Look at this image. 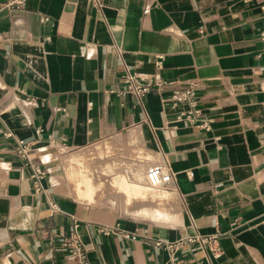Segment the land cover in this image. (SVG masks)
I'll return each instance as SVG.
<instances>
[{"label":"crops","instance_id":"0c3cea01","mask_svg":"<svg viewBox=\"0 0 264 264\" xmlns=\"http://www.w3.org/2000/svg\"><path fill=\"white\" fill-rule=\"evenodd\" d=\"M0 36V264H68V236L91 264H264V0H27L13 13L0 0ZM128 72L197 84L211 129L180 119L189 106L168 90L125 92ZM113 137L135 163L83 151ZM53 146L75 152L63 168ZM156 162L177 181L141 197ZM107 187L121 207L95 201ZM217 232V254L177 244Z\"/></svg>","mask_w":264,"mask_h":264},{"label":"built area","instance_id":"2783aa9c","mask_svg":"<svg viewBox=\"0 0 264 264\" xmlns=\"http://www.w3.org/2000/svg\"><path fill=\"white\" fill-rule=\"evenodd\" d=\"M27 4V0H5V7L10 12H16L23 9ZM3 47V40L0 36V49ZM163 57L159 56L158 67L162 69ZM123 84L125 92L131 96L141 99L153 90L163 92L168 90L170 97L165 101L172 104H185L189 106V110L179 116L180 119L186 120L190 125L196 126L203 130H210L214 122L213 119L206 118L199 108V98L197 94V84H189L180 86L177 81L166 80L160 76H139L133 73H126L123 77ZM17 155L27 158L28 164L34 172V181L38 185V189H42V179L46 174V170L40 164H32L28 154V144L20 141L17 146ZM146 180L148 186L152 188H166L175 185L176 177L172 172L170 166L163 162H156L150 165L146 170ZM222 234L217 232L212 236L195 237L182 240L177 244L192 243L195 241L201 244H209L210 249L214 254L221 251L220 238ZM65 248L68 250L67 262L68 264H91L88 257V251L82 241L76 236H68L64 241ZM176 244L156 241V247H173Z\"/></svg>","mask_w":264,"mask_h":264},{"label":"rangeland","instance_id":"374dc122","mask_svg":"<svg viewBox=\"0 0 264 264\" xmlns=\"http://www.w3.org/2000/svg\"><path fill=\"white\" fill-rule=\"evenodd\" d=\"M106 143H111L114 146V148H113L114 151L113 150L111 151L108 148L105 149L104 147H102V145H105ZM96 144H101V146L100 145L97 146ZM96 144H93V145H91V146H89L87 148H84L83 151H89V152L91 151L92 153L96 152L95 154H112V155L115 154V156H113L114 158L118 159V157H119V158L125 160L124 162L129 161L130 163H133L135 159H124L122 157L126 156V154H137L136 150H132L131 146H124L121 138H118V137L106 138V139H103L99 143H96ZM51 150L54 151L55 154H57V155H55L56 158H58V160L56 162H58L57 165H59L60 168H63V161H64L65 157L75 153V152H69V151L65 150L64 148H62L60 146H53L51 148ZM99 150H101V151H99ZM81 154H87V153H81ZM119 154H120V156H119ZM113 157L112 158H111V156L110 157L106 156L105 158L96 157V158H94L93 161H91L92 165L95 168V172H96L97 176L100 173L99 172V168L101 167V165H103L105 162L113 159ZM150 165L151 164L147 165L146 169ZM112 174H108V176H103L102 178H99V177H96V178L99 179V180L101 179V180L105 181L106 185L108 186L110 181L113 178ZM82 176L88 177L90 175L84 173V175H82ZM147 186H148V184H147ZM120 195H122V194L117 195L115 193V191H110V190H108V187H107V189L105 190L104 194L97 195L95 201H100V200H105V199L112 198L115 202L119 200L120 201L119 205L121 207L122 201H123L124 198H122L123 196H120Z\"/></svg>","mask_w":264,"mask_h":264},{"label":"bare ground","instance_id":"6f19581e","mask_svg":"<svg viewBox=\"0 0 264 264\" xmlns=\"http://www.w3.org/2000/svg\"><path fill=\"white\" fill-rule=\"evenodd\" d=\"M101 146V145H100ZM103 147V146H102ZM109 149V148H108ZM105 150V149H104ZM98 151V150H97ZM101 151V150H99ZM94 157V156H93ZM74 173L76 174V176L78 177V182L80 184H83V186L85 185L87 187V194L90 195L93 193V186L91 185V176L90 178H84L81 175L82 173V170H76L74 171ZM138 180L141 182L139 185H138V188H140V192H139V195H141V197H145V196H151V195H154L156 193H162L161 191L159 190H162L163 189H157V188H152L150 186H146L144 185V183L146 182V179H145V175H141L139 174V178ZM143 182V183H142ZM81 187V186H80ZM84 188V187H83ZM81 190V189H80ZM155 196V195H154ZM159 196V195H158Z\"/></svg>","mask_w":264,"mask_h":264}]
</instances>
